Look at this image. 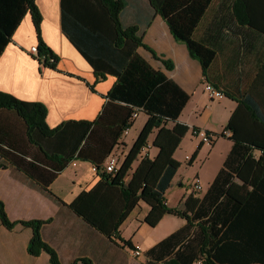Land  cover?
I'll return each instance as SVG.
<instances>
[{
    "label": "crops",
    "instance_id": "0c3cea01",
    "mask_svg": "<svg viewBox=\"0 0 264 264\" xmlns=\"http://www.w3.org/2000/svg\"><path fill=\"white\" fill-rule=\"evenodd\" d=\"M119 1L120 24L134 28V34L141 35L146 45L138 46L136 52L189 94L178 120L190 129L173 154L180 166L164 195L168 207L188 200L191 225L184 229L177 245H188L185 255L193 257L191 264H201L196 254L202 242L216 243L239 208L245 206L253 217L259 218L251 222L252 226L261 229L253 233L249 240L252 247L246 251L253 258H264V251L258 248L264 247V160H246L247 144L223 134L239 100L248 102L249 111L264 113V32L236 21L233 0H211L193 34L215 52L209 70L212 82L208 81L220 88L224 96L212 100L203 89V78H207L200 63L183 42L175 40L150 1ZM35 4L41 15L40 38L58 58L56 65L44 67L30 53L39 39L28 10L0 54V91L44 104V121L50 128L67 120L93 121L102 112L103 126L119 127L128 116V109L108 96L116 77L107 74L97 78L92 66L67 38L62 26V0H35ZM64 9L65 25L74 35L107 40L113 30L108 11L99 0H64ZM151 50L157 55H152ZM163 61L170 62L173 68L165 67ZM250 101H255L256 107ZM155 118L156 115L141 111L126 135L119 132L113 138L116 144L111 152L118 155L116 180L127 181L140 159L145 155L153 158L158 153L152 145ZM23 122L15 112L0 109V162L4 164L0 167V200L12 221H47L41 226V237L56 251L61 264L81 257L92 259L94 264H147L146 250L186 226L185 218L171 214H165L155 227L148 226L142 219L149 207L141 202L121 224L118 236H105L68 206L82 190H89L99 181L91 164L76 160L73 165L71 161L55 172L59 163L46 159L29 141ZM192 127L210 132L213 144H202ZM245 129L255 127L247 124ZM6 148L11 150L10 158ZM195 152L189 164L185 155ZM251 153L257 158L260 152ZM196 177L202 185L198 191L192 186ZM155 228L158 235L146 237ZM31 236L30 227L17 223L7 229L0 221V264H51L47 252H28ZM118 237L129 240L133 247H141V256L134 255L133 248ZM221 242L218 240L217 244ZM161 256L169 257L167 252Z\"/></svg>",
    "mask_w": 264,
    "mask_h": 264
},
{
    "label": "trees",
    "instance_id": "16d2710c",
    "mask_svg": "<svg viewBox=\"0 0 264 264\" xmlns=\"http://www.w3.org/2000/svg\"><path fill=\"white\" fill-rule=\"evenodd\" d=\"M99 1L108 11L113 24V30L107 34V40H104V37L98 39L95 36L86 37L70 33L64 21L66 12L64 0L61 5L63 32L92 66L97 78H104L107 74L116 77L108 96L111 100L121 102L128 109V116L120 126L114 124L103 126L102 112L93 121L67 120L55 128H50L44 121L46 117L44 104L22 100L4 91H0V109L13 111L24 121L29 141L46 159L59 163L55 172L76 160L89 162L95 168L94 172L100 177L99 181L89 190H82L68 204L85 222L110 238L119 235L121 224L141 202L149 207L142 221L150 227H155L165 214L183 217L187 221L186 226L172 232L146 250L145 256L149 260L147 264H191L193 257L185 255L188 245L184 247L182 244L177 245L184 229L187 230L191 225L188 200L176 207H168L164 198L165 191L170 187L180 166V162L173 154L190 129L186 123L178 120L189 94L162 72L153 69L136 52L138 46L146 45L141 35L134 34V28H123L120 24L118 13L122 3L119 0ZM149 1L153 9L165 20L175 40L186 45L190 55L198 60L203 68V75L211 81L209 70L215 52L211 46L200 42L193 34L211 0ZM28 10L39 39L37 44L39 58L43 55V65L54 68L58 58L40 38L41 15L35 0H0V54L9 44L14 30ZM233 14L239 24L264 32V0H233ZM151 52L152 55H157L152 50ZM163 62L168 69L173 68L170 62ZM247 103L245 99L238 101V106L230 116L223 134L229 132V137L233 140L247 144L249 154L246 160H264V113L249 111ZM250 105L256 107L255 101H250ZM136 108L150 116L156 115L153 122L156 134L152 145L158 149V153L153 158L145 155L127 181H118L115 179L116 173L114 175L105 173L102 167L116 144L113 138L131 126L130 118ZM169 122L172 123L171 126H168ZM247 124L254 126L255 130H246ZM5 150L10 158L11 150L8 148ZM253 150L260 152L257 158L253 157L251 153ZM196 154V152L191 154L189 164ZM2 166L4 164L0 162V167ZM243 207L239 208L237 216L226 225L217 238L222 241L221 244H217L218 240L216 243L205 240L202 242L196 254L201 264H264V258H253L246 251L248 247H252L249 240L253 233L261 229H257L251 223L259 221V218L253 217L247 207ZM0 221L7 229H12L17 223L30 227L32 236L27 245L28 252L37 255L45 251L51 264H61L56 251L41 237L40 229L46 220L11 221L0 200ZM118 238L126 246L134 248L129 240ZM258 248L264 251V247ZM165 252L169 257L163 259L161 254ZM91 260L81 257L70 264L77 262L94 264Z\"/></svg>",
    "mask_w": 264,
    "mask_h": 264
},
{
    "label": "built area",
    "instance_id": "2783aa9c",
    "mask_svg": "<svg viewBox=\"0 0 264 264\" xmlns=\"http://www.w3.org/2000/svg\"><path fill=\"white\" fill-rule=\"evenodd\" d=\"M30 53L35 58H37V60L41 58L38 61L41 65H43L42 59L44 58V56L42 55L39 58L37 45L31 46ZM203 89H204V92L206 93V95L209 99H212V100L213 99H220L224 96V93L220 88L214 86L211 82H209L205 78H203ZM141 111H142L141 109H137V108L133 110L131 118H130L131 124H132L133 120L137 117L138 113ZM129 128H130V126L126 127L121 134L126 135L129 131ZM192 133L196 137L199 138V140L201 141L202 144L207 145V146H211L213 144L214 136L211 133H208L206 130H204L202 128L192 129ZM225 134L229 135L230 133L226 132ZM185 160L187 162H190L191 161V154L185 155ZM72 164L76 165V162L73 161ZM103 165L104 166L102 167V169L105 173L114 175L118 171V155L115 152H111L108 155V157L106 158ZM92 170L95 171V168L92 167ZM192 186H193V189L195 191H198L201 189L202 185L200 183V180L197 177L193 179ZM132 252L136 256H139V255L141 256V254H142L141 247L135 246L132 249Z\"/></svg>",
    "mask_w": 264,
    "mask_h": 264
},
{
    "label": "rangeland",
    "instance_id": "374dc122",
    "mask_svg": "<svg viewBox=\"0 0 264 264\" xmlns=\"http://www.w3.org/2000/svg\"><path fill=\"white\" fill-rule=\"evenodd\" d=\"M8 218H9V217H8ZM30 219H31V218H30ZM30 219H29V220H30ZM41 220H42V219H41ZM11 221H12V220H11ZM157 233H158V230H156V228H155V229H153L152 231L147 232V235H148V236H146V237L149 238V237H151V236H157V235H158Z\"/></svg>",
    "mask_w": 264,
    "mask_h": 264
}]
</instances>
